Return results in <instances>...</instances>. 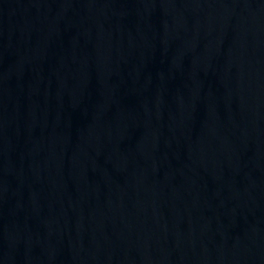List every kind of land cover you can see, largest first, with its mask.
I'll list each match as a JSON object with an SVG mask.
<instances>
[{
    "label": "water",
    "instance_id": "95a60500",
    "mask_svg": "<svg viewBox=\"0 0 264 264\" xmlns=\"http://www.w3.org/2000/svg\"><path fill=\"white\" fill-rule=\"evenodd\" d=\"M0 264H264V0H0Z\"/></svg>",
    "mask_w": 264,
    "mask_h": 264
}]
</instances>
